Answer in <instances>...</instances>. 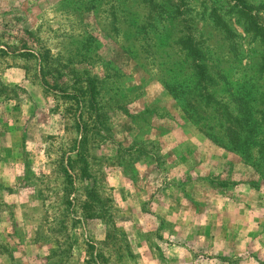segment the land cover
Wrapping results in <instances>:
<instances>
[{
    "label": "rangeland",
    "instance_id": "374dc122",
    "mask_svg": "<svg viewBox=\"0 0 264 264\" xmlns=\"http://www.w3.org/2000/svg\"><path fill=\"white\" fill-rule=\"evenodd\" d=\"M254 23L264 0H0V264H264V182L219 134L264 112Z\"/></svg>",
    "mask_w": 264,
    "mask_h": 264
},
{
    "label": "trees",
    "instance_id": "16d2710c",
    "mask_svg": "<svg viewBox=\"0 0 264 264\" xmlns=\"http://www.w3.org/2000/svg\"><path fill=\"white\" fill-rule=\"evenodd\" d=\"M252 28L256 34H262L263 29L257 23H254ZM262 36L264 38L263 34ZM188 54L193 56L195 53L190 48ZM195 68L198 70L196 76L200 83L204 71L199 65H195ZM198 82L196 83L198 84ZM246 112L250 115L249 122L240 121V125H229V127L220 129L219 134H222V138L226 141L225 144L224 142L222 144L239 154L264 182V112L252 113L251 109L246 110Z\"/></svg>",
    "mask_w": 264,
    "mask_h": 264
},
{
    "label": "crops",
    "instance_id": "0c3cea01",
    "mask_svg": "<svg viewBox=\"0 0 264 264\" xmlns=\"http://www.w3.org/2000/svg\"><path fill=\"white\" fill-rule=\"evenodd\" d=\"M241 190V189H240ZM239 190V191H240ZM243 190V189H242ZM239 191H237L236 190V192H239ZM235 192V196H237V197H240V196H238V193H236ZM242 197H240V201L241 202H238L237 201V203H236V205H238V206H242V208H243V202H242ZM224 205H226V204H224ZM223 205V206H224ZM243 212V211H242ZM240 219H237L236 220V222H235V224H236V227H238V226H244L245 225V223L244 222H240L239 221ZM254 222V221H253ZM259 222V221H258ZM221 228H220V231L217 233V235H216V237H215V240H212V242L214 241V246L216 247V246H218L220 243L222 244V243H224L225 245L224 246H227V247H230V242H229V240H230V238H229V230H228V228H227V226H230L229 225V223H227L226 222V220L224 219V218H222L221 219V221H220V223H217ZM239 230H244V229H242V228H240V229H237L236 230V239L238 240L239 239V237L241 236V234L240 233H238V231ZM218 236V237H217ZM235 236V235H234ZM236 243V246L233 248L234 249V251L235 250H237L239 247H237L238 246V243L237 242H235ZM211 243H209L207 246H209ZM197 248V247H196ZM236 248V249H235ZM230 257V255H227V256H225V258H229Z\"/></svg>",
    "mask_w": 264,
    "mask_h": 264
}]
</instances>
